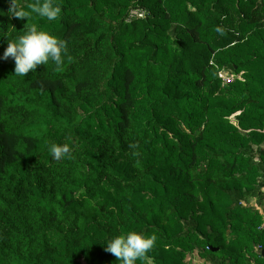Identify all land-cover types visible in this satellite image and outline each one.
I'll return each mask as SVG.
<instances>
[{"label":"trees","instance_id":"16d2710c","mask_svg":"<svg viewBox=\"0 0 264 264\" xmlns=\"http://www.w3.org/2000/svg\"><path fill=\"white\" fill-rule=\"evenodd\" d=\"M53 2L0 0V57L31 25L67 47L0 59V264H120L130 230L156 237L136 264H264V0Z\"/></svg>","mask_w":264,"mask_h":264},{"label":"clouds","instance_id":"9594fccd","mask_svg":"<svg viewBox=\"0 0 264 264\" xmlns=\"http://www.w3.org/2000/svg\"><path fill=\"white\" fill-rule=\"evenodd\" d=\"M0 14H3L0 10ZM8 14L15 18H26L27 21L34 14L48 21L56 20L61 14V8L53 0H35L30 11H26L20 0H11ZM67 54L66 42L36 25H31L23 34L7 40L0 59L11 57L14 60V75L24 77L29 71H35L38 65L51 62L60 67ZM50 152L55 159L65 157L69 148L67 145L52 144ZM156 237L130 230L125 234L112 236L104 244L105 251L111 253L120 264H136L137 260L147 259L148 252L153 248Z\"/></svg>","mask_w":264,"mask_h":264},{"label":"rangeland","instance_id":"374dc122","mask_svg":"<svg viewBox=\"0 0 264 264\" xmlns=\"http://www.w3.org/2000/svg\"><path fill=\"white\" fill-rule=\"evenodd\" d=\"M144 15H145V13H143L142 11H139V10H135V11L130 12V18H132V17L140 18V17H143ZM219 76H220L221 81L224 83L227 80V78H231L232 74L228 71H223L219 74ZM240 78H241L240 74L237 75L236 77L232 76V80L240 79ZM230 120H231V122H234L235 119H234V117H231ZM249 205L254 209H258L260 212L262 211V209L257 206V204L254 200H252ZM184 263L185 264H210L208 262V260L201 259L196 252L187 256L185 258Z\"/></svg>","mask_w":264,"mask_h":264},{"label":"built area","instance_id":"2783aa9c","mask_svg":"<svg viewBox=\"0 0 264 264\" xmlns=\"http://www.w3.org/2000/svg\"><path fill=\"white\" fill-rule=\"evenodd\" d=\"M233 80H232V76L231 78H227V80L224 82V83H231Z\"/></svg>","mask_w":264,"mask_h":264}]
</instances>
